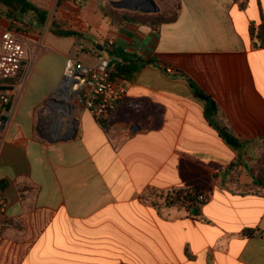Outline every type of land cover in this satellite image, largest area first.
<instances>
[{
  "label": "crops",
  "instance_id": "crops-1",
  "mask_svg": "<svg viewBox=\"0 0 264 264\" xmlns=\"http://www.w3.org/2000/svg\"><path fill=\"white\" fill-rule=\"evenodd\" d=\"M29 1L44 25L0 2V42L13 30L28 50L0 127V264H264V46L252 36L264 0H177L179 17L160 28L113 25L94 0ZM121 54L147 63L100 124L59 92L65 64ZM179 191L205 200L168 205Z\"/></svg>",
  "mask_w": 264,
  "mask_h": 264
},
{
  "label": "built area",
  "instance_id": "built-area-1",
  "mask_svg": "<svg viewBox=\"0 0 264 264\" xmlns=\"http://www.w3.org/2000/svg\"><path fill=\"white\" fill-rule=\"evenodd\" d=\"M75 5H83L92 0H68ZM113 41L109 42L112 45ZM81 45L78 51H84ZM91 54H96L97 48L88 49ZM28 57V50L24 40L13 30H5L0 42V127L6 125L8 115L7 105L11 103L12 86L22 74L24 63ZM118 63L104 59L97 65L88 64L78 57H69L64 68L63 79L59 92L69 101L83 106L94 119L106 123L113 116L118 105L125 99L128 83L118 73ZM172 72V68H166ZM199 201L205 197L200 195ZM8 203L0 199V212H3Z\"/></svg>",
  "mask_w": 264,
  "mask_h": 264
},
{
  "label": "trees",
  "instance_id": "trees-1",
  "mask_svg": "<svg viewBox=\"0 0 264 264\" xmlns=\"http://www.w3.org/2000/svg\"><path fill=\"white\" fill-rule=\"evenodd\" d=\"M246 1V0H244ZM3 4H5L10 11L7 13V17L11 18L14 14V20L22 18L23 16H31L35 21H37L40 25H44L48 18V12L40 9L35 4L30 2L29 0H0ZM178 2V1H177ZM244 6L246 2L243 3ZM98 10L102 13L103 17L108 20L113 25L119 26L121 24L126 23H136L141 25H148L153 28H160L164 24H169L175 22L179 17L180 5L178 3V8L175 15L171 18H165L163 15H121L117 16V13L111 9H108L106 6L98 5ZM2 11L0 10V15ZM59 36H74L79 37L81 34L78 31L73 30H58L53 31ZM252 36L254 40H256L257 45L264 46V30L261 28H257L254 25L252 26ZM117 54V51H113ZM122 61L118 63V73L117 76L124 78L126 81L131 82L135 73H137L140 68L147 63V61L127 55L121 54ZM191 88L195 92L197 96L204 99L208 105L206 112L210 115H216L217 107L215 102L206 95L194 82L190 81ZM2 88H0L1 94ZM10 105H7L6 108L9 109ZM215 129L219 132L220 136L225 140V142L234 150L239 151L243 147V143L240 139H238L227 127L224 126H215ZM263 149L261 155L258 159V173L254 176V182L257 187L264 188V142ZM199 194H191L184 193L183 191H179L175 194V197H172V200L175 201H167L168 205L174 204L173 202H179L181 206L189 207L198 204ZM201 203L203 201H200ZM257 232L253 229H248L245 231L246 236H255Z\"/></svg>",
  "mask_w": 264,
  "mask_h": 264
},
{
  "label": "rangeland",
  "instance_id": "rangeland-1",
  "mask_svg": "<svg viewBox=\"0 0 264 264\" xmlns=\"http://www.w3.org/2000/svg\"><path fill=\"white\" fill-rule=\"evenodd\" d=\"M115 1V0H94V3L96 4L97 8L98 5H102V6H106L108 9H111L113 11H115L117 13V16H121V15H137V16H144V15H158L161 14L163 15L165 18H171L175 15L177 8H178V2L177 0H154L158 6L159 12L158 13H144L141 11H133L131 9H117L114 8L111 5V2ZM105 44V43H103ZM102 44V45H103ZM96 46L94 45V43L91 44L90 48L87 49H94ZM87 51V50H86ZM99 53V49L97 48L96 54L98 55Z\"/></svg>",
  "mask_w": 264,
  "mask_h": 264
},
{
  "label": "water",
  "instance_id": "water-1",
  "mask_svg": "<svg viewBox=\"0 0 264 264\" xmlns=\"http://www.w3.org/2000/svg\"><path fill=\"white\" fill-rule=\"evenodd\" d=\"M111 5L117 9H131L144 13L159 12L158 6L154 0H115L111 2ZM98 48L103 50L102 46Z\"/></svg>",
  "mask_w": 264,
  "mask_h": 264
}]
</instances>
